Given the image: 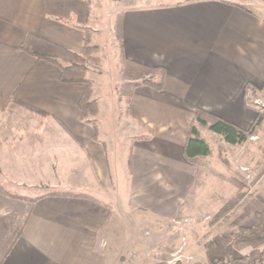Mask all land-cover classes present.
Masks as SVG:
<instances>
[{
  "label": "crops",
  "instance_id": "0c3cea01",
  "mask_svg": "<svg viewBox=\"0 0 264 264\" xmlns=\"http://www.w3.org/2000/svg\"><path fill=\"white\" fill-rule=\"evenodd\" d=\"M116 2L126 6L125 58L165 73L162 91L140 86L128 106L138 139L127 144L126 181L81 119L86 85L62 82L58 66L21 48L32 34L81 53L88 0H0V264H109L105 237L131 222L132 209L169 217L148 206L147 191L135 203L130 183L194 177L185 146L197 109L243 130L255 122L251 104L264 99V0ZM60 165L61 176L80 167L77 176L58 180ZM68 189L98 202L51 195ZM253 202L236 215L239 228L255 224Z\"/></svg>",
  "mask_w": 264,
  "mask_h": 264
},
{
  "label": "rangeland",
  "instance_id": "374dc122",
  "mask_svg": "<svg viewBox=\"0 0 264 264\" xmlns=\"http://www.w3.org/2000/svg\"><path fill=\"white\" fill-rule=\"evenodd\" d=\"M88 2L86 31L93 50L90 56L92 59L84 62L85 78L90 81L92 100L97 103L99 114H91L90 122H87L93 127V139L98 141L100 138L109 146V154L114 153L113 162L121 166L119 171L124 174L126 181L125 174L132 171L131 162H125L127 144L138 139V131L131 127L128 117H125L133 93L140 87L132 91V83L141 81L137 79V72L126 70L122 63L125 54L116 31V21L119 18L122 21V11L126 6L119 5L116 0ZM128 99L130 102H127ZM251 105L254 106L256 121L258 114L264 113V99L255 100ZM199 131L201 137L209 143L211 154L196 164L190 162L195 168V175L190 177V181L156 180L158 182H154V185L149 181L130 183L133 195L139 197L134 200L135 203H139L141 193L147 191L148 206L167 210L169 217L161 216L158 212L151 215L147 211L146 214L139 206L138 209H132L127 217L131 222H124L123 228L118 226L105 237L108 242L106 252L110 249V258L115 257L109 264H208L225 260L227 245L231 246L232 256L236 260L259 251L262 257L256 264H264V239L235 242L233 238L234 233L245 228H239L234 219L249 201L254 199L252 209L257 210L258 207L261 211L264 208V122L241 145L226 143L221 135L211 132L207 127L200 126ZM64 167L60 165L57 168L58 180L77 176L80 168L67 167L71 173L61 176L59 172ZM125 186L123 183L121 187L123 205L130 203V195ZM67 192L88 196L68 198L98 202L88 190L80 193L83 191L68 189ZM161 194L163 200L157 199ZM166 195L169 196V203L161 205ZM242 195L237 210L219 218L225 206L233 204Z\"/></svg>",
  "mask_w": 264,
  "mask_h": 264
},
{
  "label": "trees",
  "instance_id": "16d2710c",
  "mask_svg": "<svg viewBox=\"0 0 264 264\" xmlns=\"http://www.w3.org/2000/svg\"><path fill=\"white\" fill-rule=\"evenodd\" d=\"M122 17V16H121ZM116 21V31L121 39V18ZM88 31H85V44L81 54L73 53L57 44L49 42L38 36L29 34L22 44V50L35 57L37 60H44L58 66L62 71L61 81L64 83H84L87 85L80 102L81 119L83 122H90V115L99 114L97 103L92 100L89 80L85 78L84 62L91 60L92 46L89 42ZM120 40V45H121ZM122 63L126 70H133L138 73L137 79L141 80L132 83L131 90L133 91L138 86L147 85L158 91L163 90L164 70L161 68H150L130 61L124 57ZM150 76L151 78H146ZM156 79V80H154ZM127 102H130L128 99ZM38 112V111H37ZM264 122V113H259L257 119L251 129L243 130L235 124L226 121L223 118L215 116L204 110H197L196 116L190 127L188 140L185 146L186 159L196 164L203 157H208L211 154L209 143L201 137L199 127H207L211 132L221 135L224 141L230 145H241L248 141L249 137L256 133L257 128ZM97 130L95 135L97 136ZM95 136V137H96ZM57 197H88L84 194H74L72 192H55L51 194ZM26 199V198H24ZM243 199L238 198L233 204H227L223 212L219 215L225 217L228 214H233L237 210L240 202ZM218 218V219H219ZM235 242H246L252 240L264 239V208L256 214V224L253 227H245L234 233ZM262 257L259 251H253L248 256L242 259H234L231 252V246H226L225 260H217L208 264H256ZM165 264V262L158 263ZM176 264H180L177 262Z\"/></svg>",
  "mask_w": 264,
  "mask_h": 264
}]
</instances>
